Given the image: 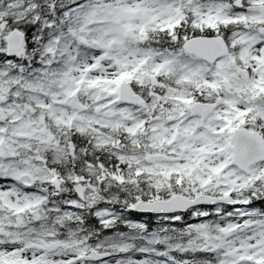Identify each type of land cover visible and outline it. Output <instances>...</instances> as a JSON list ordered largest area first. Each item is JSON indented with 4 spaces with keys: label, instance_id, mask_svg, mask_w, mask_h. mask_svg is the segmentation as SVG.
Segmentation results:
<instances>
[{
    "label": "snow or ice",
    "instance_id": "snow-or-ice-1",
    "mask_svg": "<svg viewBox=\"0 0 264 264\" xmlns=\"http://www.w3.org/2000/svg\"><path fill=\"white\" fill-rule=\"evenodd\" d=\"M0 264H264V0H0Z\"/></svg>",
    "mask_w": 264,
    "mask_h": 264
}]
</instances>
